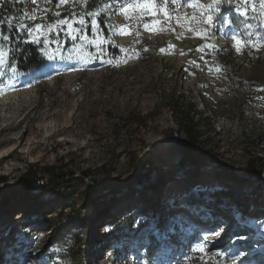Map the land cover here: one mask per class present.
<instances>
[{"label":"rangeland","instance_id":"rangeland-1","mask_svg":"<svg viewBox=\"0 0 264 264\" xmlns=\"http://www.w3.org/2000/svg\"><path fill=\"white\" fill-rule=\"evenodd\" d=\"M136 2H106L103 18L110 19L104 29L95 15V26L86 18L83 25L79 17L64 18L81 31L69 35L66 25L51 32L44 26L36 42L20 27L28 25L34 1L20 20L10 17L27 41L42 45L46 61L30 72L9 70V45L2 41L7 55L0 64V95L8 84L28 79L17 92L30 90L35 99L47 100L57 77L67 85L69 76L78 75L72 105L62 115L82 135H59L57 145L48 143L56 124L49 117L36 122L48 130L42 131L43 147L32 153L19 147L6 160L1 155L0 198L22 181L30 164L54 166L57 173L45 177L46 191L0 204V248L11 250L0 264H42V255L54 249L57 264H149L146 239H97L111 228L135 230L147 220L158 244L150 264H264V18L252 11L261 5L231 0L211 12L210 24L208 6L214 8L215 0H168L171 11L154 0L160 9L155 16L132 10ZM106 30H112L109 37ZM190 105L201 122L200 155L208 152L197 161L174 144L176 138L187 141L179 122ZM142 117L144 125L136 121ZM2 134L14 132L0 131V140ZM66 137L77 143L64 144ZM8 145L0 142V152ZM163 161L172 163L162 168L167 176L132 194L138 169L153 170ZM63 176L66 181L51 186ZM59 186L66 187L54 193ZM191 189L219 190L220 202L205 198L194 209ZM57 213L83 219L56 227Z\"/></svg>","mask_w":264,"mask_h":264},{"label":"trees","instance_id":"trees-1","mask_svg":"<svg viewBox=\"0 0 264 264\" xmlns=\"http://www.w3.org/2000/svg\"><path fill=\"white\" fill-rule=\"evenodd\" d=\"M29 1H34L31 8V15L35 13L36 19H30L28 25L35 26L39 23L43 26H50L55 24L60 19L64 18H86L89 22L92 20L93 16L99 21L100 25L104 29L105 20L110 19V16L105 19L103 12V5L106 2L118 3L123 1L131 0H68L64 8L58 6L59 0H0V34L7 36V43L10 50V62L8 69L12 70L16 68L22 72H30L36 70L42 66L46 59L41 52L42 45L27 41L26 31H21L19 27H15L10 24V17L16 14L19 20L24 16L26 12V6ZM160 7H165L167 11H171V6L168 0H156ZM112 34V30H106L105 35L109 37ZM196 107L193 105L187 106L185 112L183 113V118L181 120L180 126L184 131L187 141H182L180 138H176L175 145H177L180 151L183 153L186 159L190 160H201L208 152L200 155L199 148L201 143V122L195 117ZM143 117L138 118L141 125H144ZM204 119H207L206 117ZM209 126L211 127V121H209ZM172 163L163 161L161 164H157L155 169H151L149 166L140 167L138 169L135 179L131 183V192L136 194L142 190H150L155 184L161 182V179L167 176L169 172L164 169L167 165ZM56 172L54 166L39 167L36 165H29L28 170L21 182L14 185L10 191L0 198V204L8 203L13 197H24L30 196L34 189H39L41 192L46 191V187H43V182L45 177L53 178ZM88 175L83 176L86 179ZM67 177L63 176L57 179L51 186L58 185L59 182L66 181ZM5 181V180H3ZM66 186H59L56 188L54 193H60ZM219 190H189L191 198L194 200L190 205L194 206V209H198L200 204L198 200H203L205 198H212L220 202V196L222 193ZM42 197L39 194L36 198ZM16 211V210H15ZM81 215H71L67 218L61 217V214L57 213L53 218L54 225L56 227H62L61 224H67L70 222L82 221ZM123 237L125 239L132 238L135 241H143L146 239V258L149 264L157 258V233L154 230L152 221L141 222L135 230L130 229L128 226L111 228L105 235L97 237L100 242L107 241L108 238ZM79 242H82V238ZM67 243L59 244L62 247H66ZM8 252L11 253L10 249L0 248V263L4 261V254ZM74 253V252H73ZM58 252L54 249L49 254H43L41 257L42 264H57L59 261Z\"/></svg>","mask_w":264,"mask_h":264},{"label":"bare ground","instance_id":"bare-ground-1","mask_svg":"<svg viewBox=\"0 0 264 264\" xmlns=\"http://www.w3.org/2000/svg\"><path fill=\"white\" fill-rule=\"evenodd\" d=\"M129 30H133L132 26H130V28H128L126 32H128ZM124 31V29H121L117 34L119 36H122L125 33ZM68 67H73L72 63H70ZM69 77V83L67 85L60 84L58 82L59 77H57L58 79L55 82V86L49 90L50 97L47 100L44 98L35 99L30 90L24 91L23 89L24 92H17L18 87H28V79L22 81L18 80L14 83H10L2 89V96L0 95V121H3V124H1L0 131L2 133L14 132V134H2L0 142L9 143V145L0 152V157L1 155H7V158L3 157V159H10L11 157L15 156V152L19 147L28 146V153H32L43 147L44 138L42 137V131L48 132V130H45V124L38 126L36 125V122L48 119L49 117H55L56 124L54 129L52 128L51 130L52 134L45 138L48 143H51L53 141L57 145L59 142L56 141V138L59 135H82L80 131L76 130L75 125L64 122L63 120L62 114L67 111V109H69L72 105L73 93L71 92V89L79 80L78 75ZM72 109L73 113L71 115L73 118L76 113L75 106ZM4 112H10L11 115H5ZM61 140L64 144L70 146H74L77 143L69 137ZM23 153L24 152H22V154ZM17 156H19V154ZM16 167L17 166L13 164V166L9 168V171L11 169H15ZM252 212L256 216H258V214H261L259 212V206H255ZM141 213L142 208L140 210V214ZM5 228L6 227H4L3 229Z\"/></svg>","mask_w":264,"mask_h":264},{"label":"snow or ice","instance_id":"snow-or-ice-1","mask_svg":"<svg viewBox=\"0 0 264 264\" xmlns=\"http://www.w3.org/2000/svg\"><path fill=\"white\" fill-rule=\"evenodd\" d=\"M66 2H67V0H61V3H66ZM161 2L163 3V0H161ZM246 2L255 3V2H257V0H246ZM258 2L260 3L261 8L259 10L253 8L252 11L253 12L259 11L262 14V18H264V0H258ZM225 3H231V0H215V7L214 8L212 5L208 6L209 14L207 15V20L210 24L213 22V19H214L213 15H211V12L214 11L216 13H219L221 11V5L225 4ZM193 6H196V5H193ZM130 7L132 10H135L138 8V9H140V11L142 13H147V14L152 15V16H155L160 11V9L156 6V3L154 2V0H139V2L132 4ZM124 10L127 12L129 10V8H125ZM237 11L243 15H247V9H239L238 8ZM165 15H167L166 11H165ZM31 18L36 19L35 13H33L31 15ZM193 19H195V17H193ZM79 22L81 25H83L85 23V20L83 18H81ZM73 23L74 22H71V21L66 20V19H60L58 21L57 25L47 26V31L51 32L54 27H63L65 25H66V31L69 35H72L75 32L81 31V29L73 27ZM96 23H97L96 20L93 19L92 24L95 26ZM20 27L22 29H26L27 34L33 38V42H36L40 35L45 34L44 26H42L39 23L35 24L34 27L22 23L20 25ZM145 27H149V25L146 24ZM7 39H8L7 36L0 34V64L5 63L4 58L7 55V52L5 51V48H4L2 41L7 40ZM241 43H242V41H239V40L237 41L238 48H239V45ZM208 47H212V45H208ZM162 51H163V49H162ZM13 71H15V69H13ZM198 250L201 252L205 251L204 245H200Z\"/></svg>","mask_w":264,"mask_h":264}]
</instances>
